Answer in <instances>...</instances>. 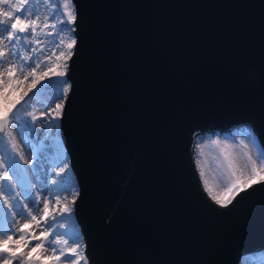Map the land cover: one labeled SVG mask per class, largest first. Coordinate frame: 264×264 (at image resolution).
<instances>
[{
	"label": "water",
	"instance_id": "1",
	"mask_svg": "<svg viewBox=\"0 0 264 264\" xmlns=\"http://www.w3.org/2000/svg\"><path fill=\"white\" fill-rule=\"evenodd\" d=\"M72 8V87L58 120L87 264H238L264 253V183L220 208L192 158L195 135L242 126L264 155V0Z\"/></svg>",
	"mask_w": 264,
	"mask_h": 264
},
{
	"label": "rangeland",
	"instance_id": "2",
	"mask_svg": "<svg viewBox=\"0 0 264 264\" xmlns=\"http://www.w3.org/2000/svg\"><path fill=\"white\" fill-rule=\"evenodd\" d=\"M12 3L19 5V0H12ZM63 4L64 0H29L26 7L29 11L39 15L41 27L32 37V44L23 47L16 45L15 48L20 50L21 55H25V49L36 47V53L28 54L32 55L33 62H39L40 66L36 69V75L28 76L27 79H24L27 71L25 73L15 72L9 86L0 89V117H8V122L0 135V159L4 160V163L0 164V173L8 169V175L12 178L11 183L7 180L0 181V185H2L0 191L3 192V195L0 196V239H4L6 236H13L14 240L17 239L23 234L19 229L26 221H31L32 216L40 218L39 226L32 223V226L25 230L30 242L28 248L20 249L21 253L29 252L32 246L44 239L40 233L47 224H51L55 225L53 232L64 235L70 244L71 241H79L80 251L84 255L82 238L73 218L72 201L75 191L68 159L60 141L59 126L51 132H45L40 127L39 119L43 110L48 107L58 91V84L61 83H52L56 78L51 77L50 74L45 76L44 73L49 68L56 71L65 69L69 51L67 44L72 38V32L58 31L59 28L64 27V25L58 24V20L67 19ZM68 10L73 11L72 5ZM46 20L49 22V28H43V23ZM53 23L57 24L56 29L51 28ZM49 31L53 33L52 36L47 35ZM36 40H40L42 43L36 44ZM61 41L63 43H60ZM0 47L6 53L9 50L7 41ZM60 52L65 53V58L58 61L57 57ZM4 63L18 65L22 61L9 56ZM3 79L8 81V75L5 74ZM34 79H38L39 82L33 84ZM49 112L50 115L45 120L51 119V116L54 115L51 109ZM33 116L38 118L35 125L31 124ZM55 122L59 125L58 119ZM217 140L218 144L213 143ZM192 158L199 181L206 194L204 181L208 182V186L214 192L222 193L232 182L233 172L237 176L246 177L250 174L252 162H255L257 169L264 167V155L259 143L252 131L245 126L223 135L216 131L195 135ZM65 163H67V167L63 177L57 176L59 167ZM201 171L204 173L203 176L200 175ZM261 175L264 176V173ZM54 180H57L58 183H53ZM257 181H260V177H257ZM5 200H8L9 204L13 206V211L17 213L15 216L4 207ZM45 201L49 203L47 217L44 216L43 211ZM65 208H70L71 214L65 213L61 216L60 213ZM53 216H55V220L52 219ZM32 235L38 236L39 239H31ZM65 250H67V246H65ZM50 256L49 252L41 257L40 250H37L31 253L30 258H39L43 264H55V261L49 258ZM255 260L248 259L241 264H262L264 262L262 260L258 263Z\"/></svg>",
	"mask_w": 264,
	"mask_h": 264
},
{
	"label": "snow or ice",
	"instance_id": "3",
	"mask_svg": "<svg viewBox=\"0 0 264 264\" xmlns=\"http://www.w3.org/2000/svg\"><path fill=\"white\" fill-rule=\"evenodd\" d=\"M29 3V0H19V5H13L12 0H0V45H4L5 41H7L9 45V50L6 53L2 47H0V89L8 87L9 82L15 75V72L19 71L21 73H25L27 71V75L24 76V79H27L28 76H35L36 69L40 66L39 62H33L32 55L28 53H36L37 48L32 47L30 49H25V55H21L20 50L16 49V45H29L33 43L32 37L36 35L37 29L41 27L39 23L40 17L39 15L34 14L29 11L26 5ZM72 5V0H64L63 7L66 12L65 15L67 19H59L58 24L64 25L58 29L60 32L68 31L75 32L76 31V21L77 17L73 13V11L68 10ZM7 9V10H6ZM32 17V18H29ZM72 27H69V26ZM43 28H49V22L46 20L43 23ZM52 29L57 28V24H51ZM48 36H52L53 33L49 31L47 33ZM36 44L42 43L40 40L35 41ZM60 43H63L61 41ZM77 41L75 38H71L67 44L68 53L67 58L71 59L74 55L72 51L73 46L76 45ZM9 56L16 57L21 60L22 63L15 65L9 63L6 65L4 62L8 59ZM65 58V53L60 52L57 60ZM59 66V65H58ZM7 74L9 80L4 81L3 77ZM51 75V77H55L56 79L53 82H63L58 84V91L55 93L53 99L49 103L48 107L45 108L41 114L40 119V127L44 129L45 132H51L54 128L57 129L59 126L55 121L56 119L63 118V109L66 107V104L61 103L63 101L68 100V93L72 87L71 83L64 79L66 75L65 70L56 71L53 68H49L47 72L44 73L45 76ZM38 79H34L32 81L33 84L38 83ZM51 112L54 115L51 116V119L45 120L46 117H49ZM37 117L33 116L31 124L35 125L37 121ZM8 122V117L5 116L3 122H0V131L4 130V124ZM43 135V133H41ZM213 143H219V141H213ZM15 147V145H13ZM227 158V157H226ZM4 160L0 159V164H3ZM67 167V163L63 166L59 167L57 172V176L63 177L64 171ZM8 169L4 172L0 173V181L7 180L11 183V177L8 175ZM264 173V167L257 169L255 162H252V167L250 174L246 177L237 176L235 172H233V180L228 187H226L222 193L214 192L211 187L208 186V182L204 181V186L207 191L208 196L212 201L215 202L220 208H228L233 204L236 196L242 192L250 189L253 184L256 182L257 177H260L261 183H264V176L261 174ZM201 176L204 175L203 171L200 173ZM53 183H58L57 180H54ZM2 188V185H0ZM11 189V188H10ZM3 195V192L0 191V196ZM35 203V201H34ZM59 203V201H57ZM4 207L8 209V212H11L13 216L17 213L13 211V206L9 204L8 200L4 201ZM27 207V205H25ZM49 203L47 201L44 202V216L48 215ZM70 208H65L61 211V216L65 215V213L71 214ZM31 215V213H29ZM55 220V216L52 217ZM32 223H35L37 226L40 225V218L37 216H32L31 221H26L19 231L23 233L17 239H13V236H6L4 239H0V264H43L42 260L39 258H30L31 253L40 250V256L43 257L46 253H51L49 258L55 261V264H87V258L80 251V243L72 242L71 244L68 239L64 238V235H58L53 232L55 225L47 224L44 230L40 233L44 239L40 240L39 243L35 244L31 247L29 252H20L21 248L29 247V240L27 239L28 233L25 231L32 226ZM62 226V225H61ZM31 239H39L38 236L32 235ZM60 245V247H57ZM65 246H67V250H65Z\"/></svg>",
	"mask_w": 264,
	"mask_h": 264
},
{
	"label": "trees",
	"instance_id": "4",
	"mask_svg": "<svg viewBox=\"0 0 264 264\" xmlns=\"http://www.w3.org/2000/svg\"><path fill=\"white\" fill-rule=\"evenodd\" d=\"M234 132V131H232ZM223 135V134H221ZM228 135V134H227ZM84 253V251H83ZM248 259H256L255 261L260 263L262 260H264V253L262 254H255V255H250V256H247V257H242L240 260H239V263L238 264H241L242 262L248 260ZM262 264H264V262H262Z\"/></svg>",
	"mask_w": 264,
	"mask_h": 264
}]
</instances>
